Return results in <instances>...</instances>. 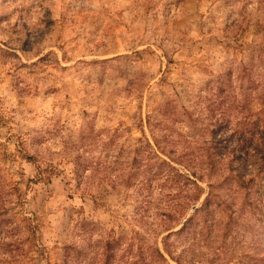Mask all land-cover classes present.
Instances as JSON below:
<instances>
[{
	"label": "rangeland",
	"instance_id": "1",
	"mask_svg": "<svg viewBox=\"0 0 264 264\" xmlns=\"http://www.w3.org/2000/svg\"><path fill=\"white\" fill-rule=\"evenodd\" d=\"M263 146L264 0H0V264H264Z\"/></svg>",
	"mask_w": 264,
	"mask_h": 264
},
{
	"label": "trees",
	"instance_id": "2",
	"mask_svg": "<svg viewBox=\"0 0 264 264\" xmlns=\"http://www.w3.org/2000/svg\"><path fill=\"white\" fill-rule=\"evenodd\" d=\"M22 145H23V147H22ZM18 146H21V147H19L20 149L18 152L23 158H25L29 161H36V159L33 155H30L29 153L26 152V148H24L25 147L24 141H20L18 143ZM263 148H264V146H263ZM154 153H155V155H158V154H156L155 151H154ZM258 158H259V161H258L256 170H255L253 176L251 175V176L245 178L244 176L237 174L235 177V181L240 185V187H243V189H247V191L252 189L254 186H257V188L259 187V188L264 189V150L259 152ZM164 163H165V161H164ZM39 171H41V169H39ZM208 173L210 175H213L214 174V168L211 167L209 169ZM39 174L41 175L44 173L41 171V172H39ZM232 177H234V175ZM196 186L199 189V193L197 194L195 200L199 201L204 194V188L202 186H200V184H196ZM210 186H211V190L209 191V193L205 197V199H204L203 203L201 204V207L199 208L198 212H201V211H204V210L210 208L211 199L213 197V195H212V193H213L212 192L213 191L212 184ZM5 189H6V181L3 180L1 175H0V215H10L8 213L9 210H7V208H6V206H7L6 204H8L9 201H8V203H6L7 199H5V197L2 200L3 196L6 195L7 198L10 199V204H12V202H13V201H11V197L14 195V191L18 192V196H21L18 187H10V190L8 192H6ZM10 206H12V205H10ZM9 220L13 221L12 218H10ZM0 225H1V223H0ZM158 254L160 257L164 258L163 254L160 251H158Z\"/></svg>",
	"mask_w": 264,
	"mask_h": 264
}]
</instances>
